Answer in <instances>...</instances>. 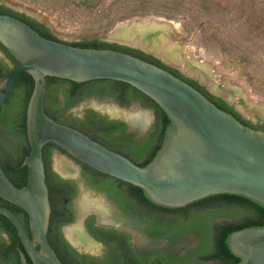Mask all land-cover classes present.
I'll use <instances>...</instances> for the list:
<instances>
[{
	"label": "water",
	"instance_id": "water-1",
	"mask_svg": "<svg viewBox=\"0 0 264 264\" xmlns=\"http://www.w3.org/2000/svg\"><path fill=\"white\" fill-rule=\"evenodd\" d=\"M0 4L25 12L51 27L39 11L4 0ZM157 23L169 22L152 19L124 25L113 37L114 42L140 47L175 65L179 59L169 55L171 46L165 47L167 38L163 36L175 34ZM154 41L159 42L157 47ZM0 43L19 63L0 77V107L22 73L28 72L34 79L27 107L30 152L23 161L27 167L25 186L17 187L0 163V197L28 214L29 228H26L15 212L0 207V215L8 218L17 230L23 246L20 251L23 264H30L28 258L32 264H64L48 237L52 206L43 155L48 143H55L99 172L140 187L152 202L164 207H183L221 193L243 195L264 204V130L242 123L168 69L123 51L78 47L46 38L25 21L3 13H0ZM49 76L78 83L98 79L122 81L151 97L172 122L152 161L140 166L85 132L48 115L45 97ZM86 108L126 121L128 133L137 136L151 130L155 118L153 110L140 101L127 108L112 98L91 96L74 110L80 112ZM73 176L79 179L80 192L73 201L76 220L65 226V236L78 251L89 252L68 236L69 229H80L96 247L90 252L101 254L104 246L88 234L84 226L86 216L93 213L99 225L111 227L122 226L127 219L106 193L86 185L79 169ZM130 229L133 244L139 249L172 248L184 254L190 242L188 238H181L172 246L166 241L155 243L144 233ZM228 242L232 252L242 258L237 264H264V226L234 231Z\"/></svg>",
	"mask_w": 264,
	"mask_h": 264
},
{
	"label": "trees",
	"instance_id": "trees-1",
	"mask_svg": "<svg viewBox=\"0 0 264 264\" xmlns=\"http://www.w3.org/2000/svg\"><path fill=\"white\" fill-rule=\"evenodd\" d=\"M30 1L39 3L41 0ZM75 1H80V6H84L87 9L98 7L102 3L101 0ZM116 4H119V6L114 7L113 11L115 13L118 12L119 16L109 17L111 22H113L115 18H117L116 20L130 17L146 16H165L168 18H172L181 15H195V13L212 14L216 11L223 12V10L228 9V6L226 4L223 5L221 0H117ZM0 13L9 14L25 21L46 38L69 43L78 47L110 48L119 50L138 56L158 66L164 67L176 76L182 78L183 80L187 81L195 88L200 90L219 108L232 113L242 123L255 129L264 130V123L253 122L251 119L244 117L236 109V107L233 104H230L226 99L212 93L199 81L187 77L179 68L165 65L161 61V59L157 58L151 53L144 51L143 49L120 44L118 42H110L101 37L73 41L61 40L54 33L51 27L27 15L25 12L15 10L4 4H0ZM0 46L13 62L12 67L6 65V67L1 70V77L18 66L19 63L5 46H3L1 43ZM93 81H98V83L95 84L91 88V90L94 89L99 92L110 93L123 105H128L130 103V101H126L123 97V94L128 93V89L125 88V86H129L133 91L137 92L143 98L145 105L152 107L155 111V120L153 123V127L152 130L148 133L147 137L142 139L141 143L139 144H134L130 137H126L125 131L127 125L125 122L121 120H112L107 116L98 115L97 118L99 120V123L94 127H90L88 124H83V126L77 129L85 132L92 139L104 144L105 146L113 150L117 146H124L126 148V151L128 152L127 154L122 150H118L117 152L127 156L135 163H137L135 160H143L137 163L140 166L147 165L155 157L164 142L167 132L172 128L171 120L169 119L165 111L151 97L138 90L134 86L122 81L111 79H98ZM83 84H85V82L78 83L72 80L62 79L58 77H47V92L45 97V110L47 114L54 118L56 121L63 123L56 116L50 114L47 110V107L52 105L53 95L60 88H62L66 96V108L71 107L80 99H82V96L79 95V91ZM33 88L34 79L32 75H30L28 72L22 73L17 78L9 96L0 107V118H6L8 128L18 138L20 144L19 149L13 150L14 156L17 157L16 161L13 160L14 162H8L7 164H5L0 159V163L9 179L19 188L25 186L27 182V167L23 165V161L30 152V145L28 142L27 107ZM59 116L62 117V120H69L66 116L65 108L61 110ZM53 148H58L64 151L55 143L46 144L43 150L47 174V184L50 191V200L53 194L57 191L61 196L60 198L62 208H69L70 194H63L61 190H58V188H54L50 184L51 177L53 175L55 176L51 169V153ZM81 163L83 164L84 173L90 176L93 184L97 187H111L116 183V177L104 174L83 162ZM129 184L138 189L143 194L144 200L154 206H158L160 208L168 210L185 211L188 207L193 205L211 204L214 205L215 212L239 215L242 218V222L240 224L226 223L219 225L216 230L215 237L213 238L211 243H209V245L202 246V248L200 249V253H202V255L198 259H193L192 255H189L185 258L176 255L168 256L160 255L157 253H140L130 245L128 240L120 237L117 234L116 230L96 227L93 225V221H89L88 225L90 231L94 234L95 237L109 246V252L104 258H96L84 257L82 255H79L74 249L70 247V245L62 236V225L71 221L72 218L62 217L63 213L61 212L58 213L57 217H54L55 211H53L52 208L51 220L55 222L57 232L54 235H51L49 231L48 237L51 245L64 264H237L242 260V258L232 252L228 242L230 234L234 231L248 227L264 226V204L243 195L229 193L214 194L196 200L183 207L168 208L152 202L147 197L143 189L131 183ZM71 196H73V194H71ZM6 206L12 209L19 216L24 225L28 228L27 213L22 208L10 202H7ZM0 217L2 219H5L6 221L5 230L9 234L13 246H22L17 230L15 229L11 221L3 215H0ZM28 260L31 264V260L29 258Z\"/></svg>",
	"mask_w": 264,
	"mask_h": 264
},
{
	"label": "rangeland",
	"instance_id": "rangeland-1",
	"mask_svg": "<svg viewBox=\"0 0 264 264\" xmlns=\"http://www.w3.org/2000/svg\"><path fill=\"white\" fill-rule=\"evenodd\" d=\"M4 1L39 11L54 33L68 41L101 37L114 42L119 27L131 26L136 21L157 19L177 24L172 30L164 26V30L175 34L174 37L167 33L163 36L167 38L165 47L171 46L169 55L179 60L175 65L163 60L196 78L211 92L223 96L244 117L264 122V0H221L228 9L212 14L115 18L113 22L109 17L119 16L113 11L119 6L117 0H101L102 3L92 9L80 6V1L75 0ZM153 44L157 47L159 42ZM62 161L71 171L60 165ZM71 161L65 153L55 152L53 166L67 176L79 168ZM75 229H69L68 236L85 249L94 251L93 243L88 246L75 239Z\"/></svg>",
	"mask_w": 264,
	"mask_h": 264
},
{
	"label": "flooded vegetation",
	"instance_id": "flooded-vegetation-1",
	"mask_svg": "<svg viewBox=\"0 0 264 264\" xmlns=\"http://www.w3.org/2000/svg\"><path fill=\"white\" fill-rule=\"evenodd\" d=\"M157 58L161 59L160 57ZM161 61L167 66L177 68L176 66L166 63L163 59H161ZM6 65L12 67L13 62L0 46V72L3 68L6 67ZM190 78L197 80L194 77H190ZM97 83L98 81H93V80H91L90 82H85V84L81 86L79 91V95L82 96V99H80L76 104L68 108H66L65 92L62 88H60L53 95L52 105L47 107L48 112L56 116L63 123H66L75 128H79L83 126V124H88L90 127L96 126L99 123V120L97 118L98 115L107 116L109 119H112L109 117L107 113H103L94 108H86L80 112L74 110V108L82 100L91 96H99L101 98H112L114 101L127 108H130L135 101H140L144 106H146L143 98L137 92L133 91L129 86H125V88L128 89V93L123 94V97L126 101H130V103L128 105H123L110 93H103L94 89L91 90V88ZM61 89L62 91H60ZM218 96L223 97L221 95ZM146 107L151 108L155 114V111L152 107L150 106H146ZM64 108L66 109V116L68 117L69 120H65V119L62 120L61 119L62 117L59 116V113ZM112 120H121L126 123L127 127L125 131V135L128 138L130 137L134 144L141 143L142 139L146 138L148 133L152 130L151 128V130H149L145 135L137 136L134 133H128L129 125L126 121L122 119H112ZM253 122L264 123L259 119L258 121H253ZM19 148H20L19 140L13 134V132L10 131V129L8 128L6 118L4 117L0 118V159L5 164H7L8 162L12 163L16 161L17 157L14 156L13 150ZM114 150L116 151L122 150L124 153L126 154L128 153L124 146H117L114 148ZM55 152L65 153L70 159L73 160V163L78 164L79 166L78 169L80 171L81 179L85 181L86 185H88L90 188L96 191H101L106 193L108 198L113 200L120 208L122 216H124L127 219L126 221H123L124 224L122 226L111 227V226L99 225L98 217L93 213L86 216L84 220V226L88 234H90V236H92L97 241L101 242L104 246V252L101 254L98 255L92 254L90 251L80 252L76 247H74L71 244V242L65 236V229H64L65 226L74 223L76 220V211L74 209L73 201L75 200V198H77L80 192V187H79V179L73 176L75 171L74 173H70L67 176H63L54 168L53 158ZM135 161L139 163L143 160H135ZM51 169L55 174V176L53 175L54 178L53 176L51 177L50 184L54 188L56 189L58 188V190H61L63 194H68V195L70 194L69 208L66 207L62 208L61 198H60L61 196L59 192L56 191L53 194V196L51 197V202H52L51 206L53 208V211H55L54 217H57L58 213L61 212L63 213L62 217L72 218L71 221L62 225V236L64 237V239L67 241V243L70 245L72 249H74L79 255H82L84 257L104 258L109 252V246H107L103 241L95 237L94 234L90 231L88 225L89 221H93V225L96 227L109 229V230H116L117 234L120 237L124 238L125 240H128L130 245L140 253H147V254L157 253L160 255H168V256L176 255L185 258L188 257L189 255H192L193 259H198L202 255V253H200V249L202 248V246L209 245V243H211V241L215 237L216 230L219 227V225L226 223L240 224L242 222V218L239 215L215 212V207L214 205L211 204L193 205L188 207L185 211L168 210V209L160 208L158 206H154L144 200L143 194L138 189L130 185L129 182L123 181L118 178L113 186L99 188L93 184L90 176L84 173L83 164L79 162V160L73 158L65 151H62L58 148L52 149ZM71 194H73V196H71ZM7 202L8 201L0 197V207L9 208L8 206H6ZM5 227H6V221L5 219H2L0 217V264H23L20 254V251L23 248L20 245H16L15 247L13 246L12 240L9 234L6 232ZM28 228H29V220H28ZM130 228H134L144 233L155 243L166 241L170 246H172L181 238H188L190 242L186 247L184 254H180L179 252H177L172 248H163V249L154 248L148 250H144L141 248L139 249L133 244L134 235ZM49 231L51 235H54L57 232V227L55 225V222L52 220H50Z\"/></svg>",
	"mask_w": 264,
	"mask_h": 264
},
{
	"label": "bare ground",
	"instance_id": "bare-ground-1",
	"mask_svg": "<svg viewBox=\"0 0 264 264\" xmlns=\"http://www.w3.org/2000/svg\"><path fill=\"white\" fill-rule=\"evenodd\" d=\"M157 25H159V26H161V27H164V26H167V28L169 29V30H172L173 28H177L178 27V25L177 24H173L172 22H170V23H167V24H158L157 23ZM157 25H156V27H157ZM149 27H154V26H149ZM60 165H62V167H64V168H67V169H69L70 170V168L68 167V165H66L63 161L61 162V164ZM59 166V165H58ZM61 167V166H60ZM61 167V168H62ZM64 168H63V170H64ZM72 169V168H71ZM71 171V170H70ZM73 235H74V237H75V239H77V240H79L80 242H83V243H87L86 245H88V244H90L91 242L89 241V239L87 238V236L84 234V232L83 231H81L80 229H75L74 231H73ZM89 246V245H88Z\"/></svg>",
	"mask_w": 264,
	"mask_h": 264
}]
</instances>
